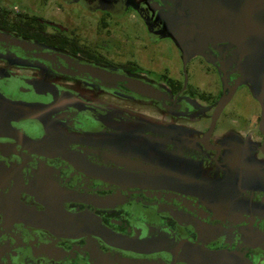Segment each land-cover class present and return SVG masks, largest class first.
I'll return each instance as SVG.
<instances>
[{"label":"flooded vegetation","instance_id":"1","mask_svg":"<svg viewBox=\"0 0 264 264\" xmlns=\"http://www.w3.org/2000/svg\"><path fill=\"white\" fill-rule=\"evenodd\" d=\"M0 264H264V0H0Z\"/></svg>","mask_w":264,"mask_h":264},{"label":"water","instance_id":"2","mask_svg":"<svg viewBox=\"0 0 264 264\" xmlns=\"http://www.w3.org/2000/svg\"><path fill=\"white\" fill-rule=\"evenodd\" d=\"M86 71L89 72L92 76L103 80L104 82H110V81H114V80L122 81L125 83L124 86L127 89L138 94L139 96L152 97V96L158 95L157 91L153 90L151 87L142 83L139 80L124 78V77H120L118 75L110 74L106 71L95 70V69H91V68H87Z\"/></svg>","mask_w":264,"mask_h":264},{"label":"rangeland","instance_id":"3","mask_svg":"<svg viewBox=\"0 0 264 264\" xmlns=\"http://www.w3.org/2000/svg\"><path fill=\"white\" fill-rule=\"evenodd\" d=\"M31 1V0H30ZM7 2H12L13 4H15V3H17V0H7ZM32 2H33V0H32ZM25 3H27V0H18V6H19V4H25ZM33 4V3H32ZM31 6V5H30ZM34 7V6H33ZM47 7H49V6H47ZM255 182H256V180L254 179V180H252V183L253 184H255Z\"/></svg>","mask_w":264,"mask_h":264}]
</instances>
